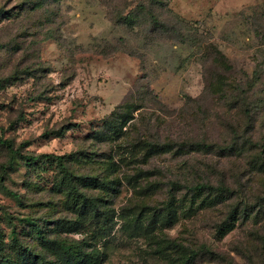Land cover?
I'll list each match as a JSON object with an SVG mask.
<instances>
[{
  "label": "rangeland",
  "instance_id": "obj_1",
  "mask_svg": "<svg viewBox=\"0 0 264 264\" xmlns=\"http://www.w3.org/2000/svg\"><path fill=\"white\" fill-rule=\"evenodd\" d=\"M245 137L264 147V0H0V264H62L51 240L100 264H178L173 242L264 264V174L218 151ZM42 154L66 169L22 158ZM208 177L234 196L193 195Z\"/></svg>",
  "mask_w": 264,
  "mask_h": 264
},
{
  "label": "trees",
  "instance_id": "obj_2",
  "mask_svg": "<svg viewBox=\"0 0 264 264\" xmlns=\"http://www.w3.org/2000/svg\"><path fill=\"white\" fill-rule=\"evenodd\" d=\"M39 4H33V9L39 8ZM129 16L126 17L125 20H128ZM218 56H221L220 53H218ZM220 58V59H219ZM215 58V65L219 68H227V65L224 63L223 57ZM229 67V66H228ZM213 87V86H212ZM217 87V85L214 86V88ZM220 90V89H219ZM223 91V90H222ZM220 93V92H218ZM130 106H127L125 108V112L122 113L120 116L117 117L116 120L122 119L124 121V124L127 123L128 118V110ZM122 109V108H120ZM246 116L249 117L252 120V115L249 113H246ZM113 132H116L117 126L115 124H111L108 126ZM246 142L242 145L238 146H230V147H224L219 148V154L222 156H219L220 158L227 161V158L230 162L234 163L235 170L241 175L243 173L248 172V174L251 172L259 173V175L264 174V147L262 145H257L252 140V137H245ZM2 146H5L10 153L12 154L11 157V163H14V156L18 155V150H15L13 147V144L9 143L8 141H2ZM203 148L210 149V146L200 145L197 149L198 151L202 150ZM214 150V149H212ZM252 152L253 158L249 161V159H246L248 157L246 154ZM226 154V155H225ZM23 160L26 162L28 166H35L42 162H56L58 163L62 168L66 169L65 164V157L63 156H56L53 154H42L40 156H24L22 157ZM229 164V163H228ZM222 178V177H221ZM219 178L215 177L212 179H215L216 181H211L212 179L208 177L206 179L207 181L197 183L189 187L190 192L193 193V195H205L209 197H216L220 198L221 202H225L229 198H232L234 195V191L232 187L229 185V183L226 181V178ZM89 205L86 203H82L83 210L85 212H90L92 215V218L95 222H99L102 218H105V220H110L109 213L106 212L105 214H102L99 207L97 205L89 200ZM241 208V206H240ZM264 209V206H262ZM165 211H167L166 215L162 216H154L156 217L155 220L157 223H171L174 219H176L175 215H173L172 208L170 206H166ZM247 210H245L246 212ZM242 213V210L238 211L237 213H232L230 215V222H227L223 224L224 228L231 226V224L235 221L234 216L239 215ZM158 218V219H157ZM223 226H220L221 230H223ZM34 230L36 232V235L41 240H45L44 236L41 233V230L39 226L34 225ZM12 240L14 241V244H19L17 233H12ZM1 239V238H0ZM49 246L56 250L57 254L59 255L62 264H100L102 261V256L99 252H88L85 248L82 246L75 244V243H68L63 242L60 240H51L48 242ZM173 246L176 250L181 252V257L178 261V264H193L195 263L197 257L199 256V252H196L189 249L188 247L181 245L179 243L173 242ZM210 250L205 251L202 254L209 253ZM2 255V248L0 246V256ZM4 259V256L0 257V263H2V260ZM42 264H57L53 261H48L46 258L41 259Z\"/></svg>",
  "mask_w": 264,
  "mask_h": 264
}]
</instances>
